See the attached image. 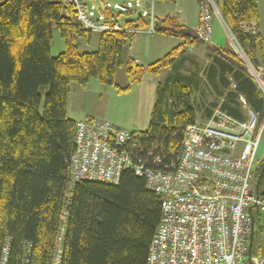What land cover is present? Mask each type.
Listing matches in <instances>:
<instances>
[{"label": "trees", "instance_id": "16d2710c", "mask_svg": "<svg viewBox=\"0 0 264 264\" xmlns=\"http://www.w3.org/2000/svg\"><path fill=\"white\" fill-rule=\"evenodd\" d=\"M213 1L229 32L264 71L262 37L240 29L242 23H258V0ZM72 14L59 0L0 3V264H55L60 235L58 264H146L161 206L144 177L126 170L116 185L86 180L69 185L76 123L67 115L70 84L85 86L95 79L118 92L127 91L146 73L158 75L173 65L187 45L200 40L176 16L156 18L155 33L180 37L182 42L148 65L129 59L128 85L119 87L115 70L134 34L101 33L95 51L80 52L77 39L89 42L91 33L82 31ZM126 20L130 27L145 25L142 18ZM53 29L64 43L57 56L50 54ZM210 50L214 55L203 88L211 86L210 91L223 98L220 109L237 119L243 118L240 95L262 116L264 100L241 60L231 50ZM195 75L173 73L157 85L149 133L133 146L134 162L160 168L176 159L180 132L197 119L200 109L193 89L201 79ZM42 87L47 90L41 104ZM216 105L217 100L205 108L206 118ZM263 166L264 160L260 169Z\"/></svg>", "mask_w": 264, "mask_h": 264}, {"label": "built area", "instance_id": "2783aa9c", "mask_svg": "<svg viewBox=\"0 0 264 264\" xmlns=\"http://www.w3.org/2000/svg\"><path fill=\"white\" fill-rule=\"evenodd\" d=\"M61 2L72 4L78 24L90 31L155 32L154 0ZM198 11L195 33L209 44L214 12L201 2ZM115 14L142 18L145 25L127 26L126 19L115 21ZM242 29L258 35L255 22L242 25ZM235 53L241 56L264 99V72L250 70L252 62L240 46ZM239 99L242 119L218 107L208 118L183 126L176 159L160 168L132 159L133 146L149 131H129L100 118L76 122V147L68 163L74 181L116 184L121 173L130 170L143 176L146 188L160 197L161 218L146 264H264V250L257 249L258 254L253 255L256 248L249 250L248 246L251 224L256 222L261 228L258 247L264 245V194L259 193L253 176L264 134V114L254 111L243 96Z\"/></svg>", "mask_w": 264, "mask_h": 264}, {"label": "rangeland", "instance_id": "374dc122", "mask_svg": "<svg viewBox=\"0 0 264 264\" xmlns=\"http://www.w3.org/2000/svg\"><path fill=\"white\" fill-rule=\"evenodd\" d=\"M4 0H0V3ZM118 2H125V0H112ZM194 0H179L178 3H155L154 11L156 18L163 19L165 16H177L176 12L178 9H185V13L188 16V23H191V4ZM214 15L221 22L225 28L224 22L221 20L219 9L213 10ZM132 15L121 14L120 21H123ZM198 21V18H197ZM180 23V22H179ZM181 24V23H180ZM197 24V23H195ZM218 26V27H217ZM188 29H195L196 26L189 27ZM222 27L216 24L215 19L212 22V35L210 43L212 44H223L230 46L228 36L225 31L221 30ZM226 29V28H225ZM180 37H173L163 35L161 33L154 34H134L133 38L127 42V50H125L126 59L137 58L140 61V65H147L149 57L152 55L162 57L166 52L176 47L177 44L181 43ZM98 35L93 34L91 40L88 42L85 38L79 37L77 39V45L80 52H91L97 49ZM207 46H212L208 43H203ZM64 50L63 40L57 29L52 31V40L50 47V54L57 56ZM157 53V54H156ZM121 66H118L115 71L116 81H124L128 83L127 74L125 73V61ZM152 61V60H150ZM156 75L146 73L142 78L141 82L138 83V87H131L129 93H119L115 90L114 86L106 85L98 82L95 79H90L85 86H80L77 83L70 84V92L67 104V115L73 120L82 119L83 113L108 120L111 123L134 132H145L149 129L150 115L153 105L156 100ZM115 83V82H114ZM82 87H84L82 89ZM47 87L41 88L42 102L44 99L45 91ZM127 91V92H128ZM198 111L196 110V117ZM256 161L253 169L257 170L260 168V163L264 160V134L262 135L259 145L257 148ZM260 190L264 191V182L260 185ZM257 233L255 234L254 242L257 243Z\"/></svg>", "mask_w": 264, "mask_h": 264}, {"label": "crops", "instance_id": "0c3cea01", "mask_svg": "<svg viewBox=\"0 0 264 264\" xmlns=\"http://www.w3.org/2000/svg\"><path fill=\"white\" fill-rule=\"evenodd\" d=\"M178 1L179 0H177L176 3H178ZM257 4H258V11H259V20L257 23L258 32H259V34L262 37L263 42H264V0H258ZM176 14H177L176 18H177L178 22L181 23L182 26H185V27L189 26V27L193 28V26H196L195 23H197V18H198V2H197V0H194V2L191 4V18H190L191 23H190V25H187L189 19H188L187 14L185 13V9H183V8L178 9ZM214 19L216 21V24L219 25L220 27H222L221 30L225 31V33H226L227 29H225L222 26L221 22L216 17H214L213 20ZM191 30L194 31V28ZM211 45L212 46H207V45L200 43V42H198V44H194V45H187L183 49V51L180 52L179 55L176 57L175 61L173 62V65H171L168 68L162 69L161 72L158 75H156V77H157L156 87H157V85L159 83L164 82L166 80V78L170 74H173V73L174 74L179 73L180 75H183V76H185L187 73L197 74V75H195V77H197V80L201 79V84H200V86H198L197 89H193V91L195 93V98H196L198 104L200 105L199 106L200 109H198V116L196 117L198 120H204V118H206L205 108L206 107H209V108L212 107V103L215 100H217V105L215 108L220 107V104L223 101V98L217 97L213 91H210L211 86L208 89L203 88V82L205 81L204 74H205V71L207 70V67L210 64H212V56L214 55V53L211 52L210 49L214 48L217 50H230V47L227 45L217 44V43L216 44L211 43ZM125 50H127V45H125L123 47V51H122V55H121V65L123 64V61L127 58L124 55ZM155 56H158V54L152 55V57H149L148 64H150V63L156 61L157 59L161 58V57H157L156 60L155 59L153 60V58H156ZM128 60L129 59H126L125 63H127ZM133 60L136 64H140V61L137 58H133ZM150 60H152V61H150ZM114 82H115V85L119 86V87H125L128 85V83L126 82L125 79H124V81H116V79H114ZM138 85H139L138 83L135 84L136 87H138ZM133 86L134 85H130V88ZM83 88L84 87H82V89ZM115 90L117 91L116 88H115ZM127 91H124V92L129 93V91L128 92ZM119 93H122V92H119ZM68 98H69V96H68ZM81 117H84V118L78 119L75 121L77 122L79 120L93 118L94 116L87 115L86 113H83V115Z\"/></svg>", "mask_w": 264, "mask_h": 264}, {"label": "bare ground", "instance_id": "6f19581e", "mask_svg": "<svg viewBox=\"0 0 264 264\" xmlns=\"http://www.w3.org/2000/svg\"><path fill=\"white\" fill-rule=\"evenodd\" d=\"M60 1V3L62 4V6L63 7H65L67 10H69V8L72 10V12H73V21L75 22V24L76 25H78L79 26V28L82 30V31H86V32H89V33H91V37H92V35L93 34H97V35H100L101 33H105V32H94V31H90V30H87V29H84V28H82L79 24H78V20H77V18L74 16V8H73V5L72 4H63L62 2H61V0H59ZM201 3L202 4H204L209 10H215V9H219L218 8V6H217V4L213 1V0H202L201 1ZM258 5V4H257ZM198 6H199V4H198ZM198 13H199V11H198ZM111 15H107L106 17L108 18V17H110ZM114 16V18H115V21H120V18H121V14H115V15H113ZM156 16V15H155ZM214 17H216L214 14H213V18ZM220 17H221V15H220ZM217 18V17H216ZM221 20H222V18H221ZM212 21H213V19H212ZM223 21V20H222ZM224 22V21H223ZM250 23H252V22H250ZM245 24H249V23H242L241 25H240V29L244 32V33H246V34H249V32L248 31H246V30H243L242 29V25H245ZM257 24V23H256ZM224 25H225V23H224ZM258 27V26H257ZM225 28L227 29V27H226V25H225ZM194 32H195V29H194ZM155 33V32H154ZM226 33H227V36H228V34H231L230 32H229V30L227 29V31H226ZM127 34H134V33H127ZM258 34H259V32H258ZM250 35V34H249ZM197 36V35H196ZM254 37H256V35L254 36ZM228 38H229V40H230V42H231V46H232V48H231V46H229L230 47V50L232 51V52H234V54L237 56V54L235 53V51L237 52V50H239V44H237L234 40H233V38H234V36L231 34V36H228ZM235 39V38H234ZM236 40V39H235ZM201 43H203L202 41H200ZM64 44V43H63ZM209 44H211V43H209ZM51 47V46H50ZM240 48H241V46H240ZM242 49V48H241ZM243 50V49H242ZM244 51V50H243ZM244 56H246L247 57V55L246 54H244ZM240 60H241V56L240 55H238L237 56ZM242 62V61H241ZM126 66V65H125ZM243 66H244V69L246 70V73L248 74V76L251 78V80L255 83V85H256V87H257V89H258V91H259V93H260V95H261V97H262V94H261V91H260V88H259V85H258V83L253 79V77L249 74V72H248V69H247V67H246V65L245 64H243ZM249 68H250V70H258L259 68L261 69V71L262 72H264L263 71V69L260 67V66H255L254 64H252L251 63V66H249ZM254 68V69H253ZM116 71V70H115ZM114 77H115V75H114ZM238 99V102H239V104L241 103L240 102V99H239V97L237 98ZM264 100V99H263ZM240 110H241V112H242V114H243V109H242V107L240 106ZM93 118H95V117H93ZM89 119V118H88ZM115 125V124H114ZM117 126V125H116ZM75 130H76V123H75ZM75 130H74V135H75ZM148 131V130H147ZM73 142H74V140H73ZM75 147H76V145H75V142H74V146H73V150H72V152L75 150ZM72 152H71V154H72ZM70 154V155H71ZM70 158V157H69ZM257 159V158H256ZM256 159H255V161H256ZM255 161H254V163H255ZM264 167V166H263ZM263 167L260 169H258L257 170V173H256V170H254L253 169V176H254V181H255V184L259 187V193L260 194H264V191H261L260 190V178H261V174H262V172H263ZM124 171H126V170H124ZM123 171V172H124ZM122 172V173H123ZM122 173H121V175H122ZM121 175H120V178H121ZM120 178H119V180H120ZM68 179H69V185L70 186H72L74 183H76V181H74L72 178H71V175H70V171H69V169H68ZM119 182V181H118ZM117 182V183H118ZM116 183V184H117ZM116 184H112V185H116ZM161 218V217H160ZM260 230H261V228H260V224L258 223V222H256V223H252L251 224V233H252V242H251V247L250 248H253V249H255L256 248V251L255 250H253V252H252V254L253 255H256V254H258V250H261V251H263L264 250V245L261 243V246L260 247H258L259 246V243H258V241H257V243L255 244V242H254V236H255V234L257 233V236H259V234H260ZM251 233H250V235H251ZM60 237H61V235L59 236V240H58V242H57V244H56V258H55V264H58L59 263V257H57V254H59L60 253V249H59V242H60ZM151 242V241H150ZM249 243H250V236H249ZM248 246H249V244H248ZM258 247V248H257ZM258 249V250H257Z\"/></svg>", "mask_w": 264, "mask_h": 264}, {"label": "water", "instance_id": "95a60500", "mask_svg": "<svg viewBox=\"0 0 264 264\" xmlns=\"http://www.w3.org/2000/svg\"><path fill=\"white\" fill-rule=\"evenodd\" d=\"M251 242H252V233H251V235H250L249 250H250V247H251Z\"/></svg>", "mask_w": 264, "mask_h": 264}]
</instances>
